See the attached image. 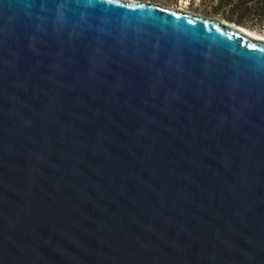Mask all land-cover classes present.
Segmentation results:
<instances>
[{"label": "water", "instance_id": "obj_1", "mask_svg": "<svg viewBox=\"0 0 264 264\" xmlns=\"http://www.w3.org/2000/svg\"><path fill=\"white\" fill-rule=\"evenodd\" d=\"M0 264H264V33L0 0Z\"/></svg>", "mask_w": 264, "mask_h": 264}, {"label": "trees", "instance_id": "obj_2", "mask_svg": "<svg viewBox=\"0 0 264 264\" xmlns=\"http://www.w3.org/2000/svg\"><path fill=\"white\" fill-rule=\"evenodd\" d=\"M212 10L204 7L208 14L219 15L240 25L264 28V0H202ZM200 11L199 8H192ZM211 15V16H213Z\"/></svg>", "mask_w": 264, "mask_h": 264}, {"label": "rangeland", "instance_id": "obj_3", "mask_svg": "<svg viewBox=\"0 0 264 264\" xmlns=\"http://www.w3.org/2000/svg\"><path fill=\"white\" fill-rule=\"evenodd\" d=\"M144 1L159 2L161 4L175 6V8H177V7L199 8L201 10L198 11V12L207 13V14H208V12L202 11V10H204V7L205 8H208V10H212V8L210 7V5H205L202 0H144ZM210 15H213V14H210ZM213 16H216V15H213ZM248 28H251V29L256 30L257 33H264V28L263 27L262 28L261 27H258L257 29L256 28H252V27H248Z\"/></svg>", "mask_w": 264, "mask_h": 264}]
</instances>
